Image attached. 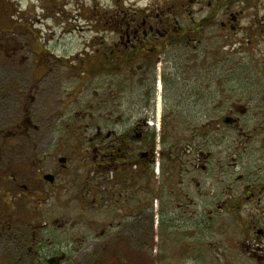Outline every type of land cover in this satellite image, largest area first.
Returning <instances> with one entry per match:
<instances>
[{
  "label": "flooded vegetation",
  "instance_id": "obj_1",
  "mask_svg": "<svg viewBox=\"0 0 264 264\" xmlns=\"http://www.w3.org/2000/svg\"><path fill=\"white\" fill-rule=\"evenodd\" d=\"M0 42L13 71L26 44L43 62L36 89L0 90L7 264H61L67 247L100 245L106 264L110 242L117 264H140L162 228L186 257L188 221L233 207L242 183L259 209L245 248L264 259V0H0ZM52 65L70 71L49 91L57 109L37 101Z\"/></svg>",
  "mask_w": 264,
  "mask_h": 264
},
{
  "label": "rangeland",
  "instance_id": "obj_2",
  "mask_svg": "<svg viewBox=\"0 0 264 264\" xmlns=\"http://www.w3.org/2000/svg\"><path fill=\"white\" fill-rule=\"evenodd\" d=\"M22 4H24V0H19ZM146 1V0H145ZM25 26H20L18 29L21 31ZM31 33L25 34L24 38H31L33 35L36 37L39 36V28H31ZM49 30L44 29L43 36H47V32ZM59 29H56V34L59 32ZM82 31H75L72 35L75 40L68 41V46L75 49L74 52L80 49L81 40L79 39V34ZM72 36H68V39L72 38ZM60 48V47H59ZM62 49V48H60ZM71 49V48H70ZM39 50L38 47H32L31 44H26L23 46L21 53L25 56L22 62L15 61L13 62V67L16 69L13 71L9 66V63L6 64L5 61L0 60V90L4 93L6 88L11 84L15 86H23L28 87L29 89L36 87V72H37V64L40 65V60L35 59L33 53L34 51ZM64 50H66L64 48ZM69 51V50H66ZM4 46L0 42V53H4ZM60 53V51H57ZM49 63L53 64V61ZM65 72H70L68 69H63V67H59L55 65L53 67L51 73L47 74L45 77L46 80H49L50 83L41 84L38 86L40 91V97L37 99L45 108L57 109L59 108V103L56 102L55 93L56 90L60 87L59 82L60 79L65 76ZM58 87L55 92H49L52 89ZM5 99H0V101H4ZM0 115H4V110L1 109ZM1 144V142H0ZM240 153L243 150H238ZM243 154V153H242ZM244 157L241 156V159ZM76 165H80L79 162L75 163ZM239 170L244 171L245 166L239 168ZM81 179L79 176L76 179L78 183ZM220 188H223L221 185ZM243 183L237 184L235 188H233L230 192L231 204L233 207L228 206L225 208L223 205L219 212L213 217L208 218L205 217L203 221H192L189 220L187 223V252L186 257L181 256V258H177L175 252L180 253V251H175L174 246H177L180 241V235L177 233V230H170L169 233L165 228H162L158 232V237L156 238L157 246L155 251H145L140 252L139 254V263L140 264H264V259L257 258L256 256L250 255L246 250L245 246L248 244L247 240L244 238V232L246 231L247 223L251 221V219H257L259 217V209H256L255 205L248 204L243 196ZM222 191V189H220ZM254 207L253 210L249 211L251 207ZM75 212H78V206L75 205ZM73 222V221H72ZM71 221L65 224V228H70ZM75 233H77L75 244L76 246L82 242V239L85 238L81 233L83 232V224L84 221L76 220L74 221ZM62 234V233H60ZM63 239L62 236L59 237ZM147 239V238H146ZM84 246L83 244H81ZM80 245V246H81ZM102 245L99 246L101 250ZM83 248V247H82ZM65 259L61 264H100L99 259L100 256L99 249H95L94 251H90V249L76 251L73 252L66 248ZM115 244L114 242L108 243L107 249V263L106 264H117L116 257L114 256ZM15 248L9 246L5 243L4 240L0 239V264H7L6 257L13 255L15 253ZM184 257V258H182ZM154 259V262H152Z\"/></svg>",
  "mask_w": 264,
  "mask_h": 264
}]
</instances>
